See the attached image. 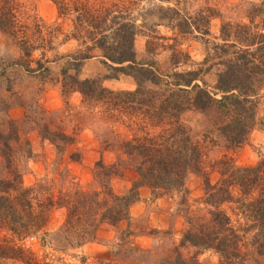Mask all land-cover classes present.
<instances>
[{
  "label": "rangeland",
  "instance_id": "374dc122",
  "mask_svg": "<svg viewBox=\"0 0 264 264\" xmlns=\"http://www.w3.org/2000/svg\"><path fill=\"white\" fill-rule=\"evenodd\" d=\"M26 16L36 14L46 25L58 27L62 35L55 36L50 49L35 50L30 59L24 58L12 39L0 33V147L13 149L11 171L20 187L31 190L29 197L57 201L75 190L92 192L100 189L95 177L96 163L117 165L118 174L108 179V186L118 195H125L137 180L131 163L119 145L134 131L126 124L107 118L99 107L82 103L77 92H64L62 72L68 56L77 52L74 41H64L70 31L68 21L58 20L50 0H18ZM173 8L180 18L192 25L189 33H180L175 22L159 21L158 15L143 16L138 21L140 33L135 37L137 63L151 66L162 76L172 72L199 71L206 90L215 93L217 74L228 56L221 47L234 43L237 48L257 35L264 36V0H143L139 9ZM30 21V19H28ZM151 42V45H147ZM243 49V48H242ZM95 57L85 60L77 73L79 80L100 79L102 86L113 92H132L136 85L130 77L104 79L108 75ZM36 62L43 69L33 73ZM73 76V70H67ZM198 82L199 85H202ZM254 98L257 106L253 129L238 146L229 147L216 130L214 115L188 111L181 121L192 138L202 148L201 172L189 174L180 191L152 192L147 187L138 190V199L129 209V219L111 227L101 225L95 237L81 247H71L54 234L65 220L66 210L54 206L46 228L36 238L17 240L0 231V244L7 240L34 255L39 264H167L177 255L197 264H219L213 250H203L182 243L189 225L204 224L212 207L205 205V182L217 185L228 159L235 169L264 163V80ZM147 89L154 87L146 85ZM219 98L218 95L215 96ZM6 107H9L7 110ZM12 124H11V123ZM126 122V121H125ZM129 123V122H126ZM46 131L52 137L64 134L70 145L57 139L51 142L41 136ZM13 133L17 140L14 141ZM0 156V181L12 180ZM234 198L220 206L231 218L232 225L244 224L239 215L236 187L230 188ZM255 193L253 194V196ZM255 197V196H254ZM50 236L43 243L40 239ZM253 257V255H252ZM264 264V260L261 261ZM0 264H23L20 260L2 259Z\"/></svg>",
  "mask_w": 264,
  "mask_h": 264
},
{
  "label": "trees",
  "instance_id": "16d2710c",
  "mask_svg": "<svg viewBox=\"0 0 264 264\" xmlns=\"http://www.w3.org/2000/svg\"><path fill=\"white\" fill-rule=\"evenodd\" d=\"M50 1L56 8L57 19L70 24L69 33L63 35L64 41H74L78 46L77 52L68 56L62 72L66 80L64 92H77L83 104L99 107L107 118L126 124L134 131L119 147L138 178L127 194L118 195L108 186V179L116 176L119 168L98 161L95 177L100 182L99 190H75L65 193L56 202L50 197L37 200L29 197L31 190L20 187L17 175L11 171L13 149L5 144L0 147V156L13 177L0 181V231H6L19 241L36 238L48 225L51 210L56 206L65 209L66 215L54 238L71 247H81L95 237L101 225L116 227L127 221L130 206L137 201L141 187L152 192L180 191L189 174L201 172L202 148L181 121L184 113H212L213 125L229 147L238 148L245 141L255 123L257 103L254 98L264 80V36H254L240 48L234 43L221 47L228 59L217 74L215 93L211 94L205 89L199 71L162 76L151 66L136 62L134 41L141 29L137 23L143 16L156 14L159 21L170 23L178 19L175 28L180 33H189L190 20L180 18L173 8L159 6L143 12L139 9L143 0ZM158 1L170 3L172 0ZM23 16L18 0H0V33L9 36L26 59H30L35 50L50 49L55 36L63 34L60 28L46 25L36 14L26 16V20ZM94 52L106 71L112 74L102 80L130 77L136 89L113 92L105 89L100 79L79 80L77 73L83 61L95 57ZM36 65V69L27 66L28 72L43 69L42 63L36 62ZM67 70H73L74 75H67ZM147 84L154 89H147ZM13 136L16 141V133ZM41 136L54 143L57 139L67 145L72 143V139L62 133L52 137L44 131ZM223 165L217 185L205 182L204 203L213 209L208 212L209 218L204 224L189 225L182 243L213 250L219 256V264H262L264 163L235 169L228 159ZM233 186L239 191L240 197L235 202L244 219V224L238 223L237 227L220 209L223 204L234 201L230 193ZM48 236L44 233L40 240L45 243ZM0 258L39 264L34 255L7 240L0 244ZM167 264L197 262L177 255Z\"/></svg>",
  "mask_w": 264,
  "mask_h": 264
}]
</instances>
